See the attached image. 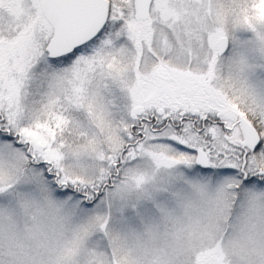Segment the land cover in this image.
<instances>
[{"label": "snow or ice", "instance_id": "1", "mask_svg": "<svg viewBox=\"0 0 264 264\" xmlns=\"http://www.w3.org/2000/svg\"><path fill=\"white\" fill-rule=\"evenodd\" d=\"M0 264H264V0H0Z\"/></svg>", "mask_w": 264, "mask_h": 264}]
</instances>
